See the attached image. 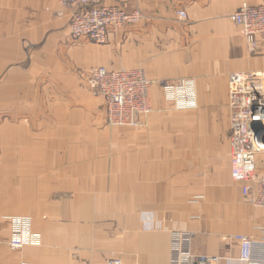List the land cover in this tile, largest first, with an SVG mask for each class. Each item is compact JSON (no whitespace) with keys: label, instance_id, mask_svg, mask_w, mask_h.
Listing matches in <instances>:
<instances>
[{"label":"crops","instance_id":"1","mask_svg":"<svg viewBox=\"0 0 264 264\" xmlns=\"http://www.w3.org/2000/svg\"><path fill=\"white\" fill-rule=\"evenodd\" d=\"M259 3L102 0L143 19L99 45L71 39L75 10L58 0H0V99L33 93L43 47L61 56L57 86L77 95L54 131L0 133V264H171L172 234L183 231L194 233L193 254L241 264L235 237H264V208L231 177L228 79L264 71V43L251 52L231 16ZM100 66L145 71L153 112L143 127L108 126L105 100L87 88ZM181 80L195 83V108L167 99L162 84ZM257 170L264 174V154ZM19 217L31 219L40 245L10 248Z\"/></svg>","mask_w":264,"mask_h":264},{"label":"built area","instance_id":"2","mask_svg":"<svg viewBox=\"0 0 264 264\" xmlns=\"http://www.w3.org/2000/svg\"><path fill=\"white\" fill-rule=\"evenodd\" d=\"M66 8L74 9L69 23L73 40L86 39L106 44L111 30L137 24L143 15L127 13L119 7L101 6L102 0H58ZM181 19L187 14L180 12ZM240 28L251 52L264 43V0L256 6L244 4L232 16ZM88 89L91 94L105 100L107 121L111 128H141L153 112L152 81L141 69L111 70L93 67L90 70ZM166 97L178 109L195 108V83L191 80L162 84ZM231 177L240 184L247 203L264 208V174L257 170V158L264 154V71L235 72L229 75ZM171 264H227L214 256L195 255L191 251L194 233L174 232ZM241 264H264V237L261 239L238 235ZM40 245V238L32 231L27 218L13 219L12 250ZM105 264H124L119 258H109Z\"/></svg>","mask_w":264,"mask_h":264},{"label":"rangeland","instance_id":"3","mask_svg":"<svg viewBox=\"0 0 264 264\" xmlns=\"http://www.w3.org/2000/svg\"><path fill=\"white\" fill-rule=\"evenodd\" d=\"M44 49L45 47L34 57L33 93H29V89L26 93L25 88H19L20 94L17 95L16 103H13L15 102L14 99L12 98L10 100L9 96H6V99L4 97L0 99V133L4 135L7 132L6 130H9L10 126L18 128L19 133L21 128L27 127L31 128L33 132L38 135H40L42 131H54L58 128L56 120L66 118L68 115L67 109L73 106L75 102L74 99L77 95L71 91L70 84H65L66 88L57 86L58 80L55 74L62 70L57 65L58 61L61 60V56L55 55L52 53V50H49V53H42ZM40 71H43L42 74H44V76H54V79L49 78L47 82V80L38 78L37 73H40ZM89 77L90 76H88V82ZM88 92L91 94L90 90ZM12 104H15L13 105L14 108H11ZM3 146H5V144H3ZM27 219L31 221L30 218Z\"/></svg>","mask_w":264,"mask_h":264}]
</instances>
